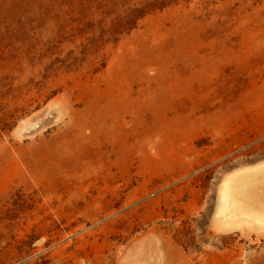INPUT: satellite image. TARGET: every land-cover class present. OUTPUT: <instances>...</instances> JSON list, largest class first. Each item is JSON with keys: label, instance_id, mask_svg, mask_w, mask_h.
Listing matches in <instances>:
<instances>
[{"label": "rangeland", "instance_id": "374dc122", "mask_svg": "<svg viewBox=\"0 0 264 264\" xmlns=\"http://www.w3.org/2000/svg\"><path fill=\"white\" fill-rule=\"evenodd\" d=\"M262 162L264 0H0V264H264Z\"/></svg>", "mask_w": 264, "mask_h": 264}, {"label": "bare ground", "instance_id": "6f19581e", "mask_svg": "<svg viewBox=\"0 0 264 264\" xmlns=\"http://www.w3.org/2000/svg\"><path fill=\"white\" fill-rule=\"evenodd\" d=\"M226 179H228L227 181H228L229 188L231 190H234L235 192V194L233 195L231 194L232 192L230 191V189H228V193L231 195V197H233L231 200L234 199L236 209L246 210L247 208H249V206L250 207L252 206L260 207L264 205V162L257 164L256 166L248 167L241 173L232 174L230 178L228 177ZM237 194L239 195L238 197L236 196ZM230 203H233V202H230ZM219 206H222V204Z\"/></svg>", "mask_w": 264, "mask_h": 264}]
</instances>
